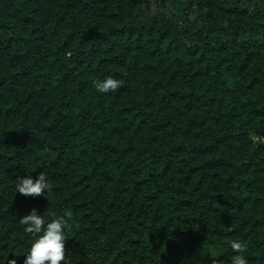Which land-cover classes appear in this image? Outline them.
<instances>
[{
  "label": "trees",
  "instance_id": "trees-1",
  "mask_svg": "<svg viewBox=\"0 0 264 264\" xmlns=\"http://www.w3.org/2000/svg\"><path fill=\"white\" fill-rule=\"evenodd\" d=\"M33 207L61 264H264V0H0V264Z\"/></svg>",
  "mask_w": 264,
  "mask_h": 264
},
{
  "label": "clouds",
  "instance_id": "clouds-1",
  "mask_svg": "<svg viewBox=\"0 0 264 264\" xmlns=\"http://www.w3.org/2000/svg\"><path fill=\"white\" fill-rule=\"evenodd\" d=\"M121 81L112 75H107L96 83L97 89L102 93H108L120 87ZM52 185L49 182L46 172L41 171L36 177L25 175L18 177L15 183L16 192L22 195H40L50 191ZM71 213L57 215L55 218L48 219L41 215L35 207L31 208L26 214L20 216L19 223L23 225V231L30 234V243L23 254V264H61L66 260L65 244L68 226L67 217ZM229 247L235 253L231 257V264H248L244 255L247 244L240 239H233L228 242ZM9 254V253H8ZM16 254V255H21ZM3 264H17L15 258L7 255Z\"/></svg>",
  "mask_w": 264,
  "mask_h": 264
}]
</instances>
